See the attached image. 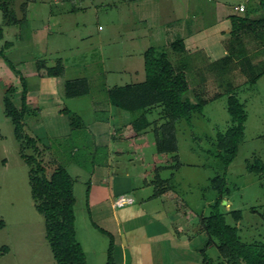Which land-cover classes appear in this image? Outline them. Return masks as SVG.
Wrapping results in <instances>:
<instances>
[{
	"label": "rangeland",
	"instance_id": "rangeland-1",
	"mask_svg": "<svg viewBox=\"0 0 264 264\" xmlns=\"http://www.w3.org/2000/svg\"><path fill=\"white\" fill-rule=\"evenodd\" d=\"M10 1L21 21L18 25H8L0 9V28L3 29L0 47L7 40L11 42L6 54L34 89L39 79L32 73L36 72L35 65L39 59L46 58L48 65H53L56 58L63 57L71 64L69 58L74 53L93 51L97 45H102L105 54L109 51L117 53L116 56L123 57L125 63L130 62L128 53L136 56V62L140 58L143 63L144 51L165 44L166 25L179 16L195 18L201 15L204 18V32L196 31L194 34L204 33L207 44L211 42L207 51L210 57L215 56L223 52V41L230 36L231 20L228 16L238 13L235 6L247 0ZM227 25L229 30L225 31ZM219 35L220 39L217 38ZM87 54L91 56V53ZM87 62L89 65L86 66L91 69L85 71L91 76L107 73L104 66L108 63ZM83 71V67L71 65L63 78L81 76ZM98 77L101 78L100 75ZM129 78L120 77L117 82H131ZM104 80L108 84L117 83L111 77V80L94 79V84ZM11 85L22 86L19 77L0 55V220L4 221L0 228V264H57L46 238L44 217L34 205L30 165L20 155L14 125L4 110L3 98ZM238 96L246 104L245 138L227 169V184L232 191L225 196L221 208L223 211L241 209L243 219L238 226L243 239L264 241V171L250 172L246 167L248 161L257 159L264 164V76L254 86L238 89ZM28 101L31 108H38L36 98L30 96ZM159 110L148 115L149 119H159ZM61 112L57 106L43 108L39 115L27 116L26 129L33 135H39L42 144L49 145L52 152L68 157L72 146L78 142L73 138L68 140L73 136L70 117ZM102 114L107 115L105 111ZM114 125L111 126L112 131L120 127L119 124ZM230 125L227 96H220L208 102L203 113H196L191 124L186 120L177 124V152L160 153L157 150L154 124L139 137L126 136L110 141L112 151H123L121 155L114 153V164L121 165L119 169L123 176L129 173L135 179L137 187L133 192L138 194V202H141L139 196L146 198L145 204L150 209H158L161 217L169 216L168 221L174 226H187L185 230L196 237L197 244L204 245L207 239V235L199 231L198 214L208 215L209 203L216 196V191L211 188V179L225 172L220 160L209 150L215 147L217 133ZM90 137L82 146L78 145V155L84 165L70 159L68 164V170L75 178V227L88 264H107L111 241L115 246L119 243L118 229L114 221L102 218L98 211H91L87 192L96 177V182L101 180L98 173L93 175V171L100 166L106 152L104 147L100 150L101 147L89 143L93 141ZM27 152L34 150L29 147ZM156 192L160 193L159 198L149 203V196ZM253 207H256V212L251 211ZM226 218L234 224L231 215ZM3 247H7L5 252ZM217 253L216 248L209 249V255L215 259Z\"/></svg>",
	"mask_w": 264,
	"mask_h": 264
},
{
	"label": "trees",
	"instance_id": "trees-1",
	"mask_svg": "<svg viewBox=\"0 0 264 264\" xmlns=\"http://www.w3.org/2000/svg\"><path fill=\"white\" fill-rule=\"evenodd\" d=\"M0 9L8 25L19 24L21 19L11 7L10 0H0ZM228 18L231 20L230 36L223 41L226 54L218 59L213 60L205 49L191 51L187 48L186 37L197 30L192 26V17H185L167 23L165 44L149 47L144 52L143 81L109 87L106 80L94 84V79H104V76L67 78L64 95H90L95 104L94 113L99 118L102 111L100 107L104 103L124 110L143 109V114L133 122V129L140 133L154 124L157 150L160 153L179 150V122L186 120L191 124L194 115L203 113L208 102L227 96L231 125L217 133L215 147L209 150L220 160L225 172L211 179V188L216 191V196L209 203V214H198L199 231L206 234L207 239L204 245L198 244L196 248L201 252L202 264H264V241H248L242 237L238 226L243 219L242 210L223 211L221 208L225 196L232 191L227 184V169L245 138L246 104L239 98L238 89L254 86L264 75V0H247L243 11L238 10V13ZM182 20L190 22L186 35L173 28ZM2 38L3 29L0 28ZM10 45L11 42L5 41L0 47V55L19 77L22 86L8 87L3 98L4 110L14 125L20 155L30 165L31 194L35 208L44 217L46 238L57 264H88L86 253L77 238L75 178L68 170L69 159L83 164L78 155V145L82 146L87 141L83 134L86 127L79 115L67 107L61 108L70 117L69 125L74 137L71 135L68 140L72 141L73 138L78 142L72 146L69 158L55 154L49 145L42 144L39 135L28 132L27 116L36 114L37 109L29 105L30 84L17 64L6 54ZM35 66L40 77H61L67 69L63 57L56 58L53 65H48L46 58L39 59ZM157 109H160L159 119L150 120L148 115ZM29 147L34 152L28 153ZM246 167L250 172L264 171V164L258 159L248 161ZM89 194L90 189L87 192L88 199ZM255 208H251V211L256 212ZM227 215L232 216L234 224L227 221ZM3 226L4 221L0 220V228ZM210 248H216V259L209 255ZM2 249L5 252L7 247ZM114 249L112 240L107 264H116Z\"/></svg>",
	"mask_w": 264,
	"mask_h": 264
},
{
	"label": "crops",
	"instance_id": "crops-1",
	"mask_svg": "<svg viewBox=\"0 0 264 264\" xmlns=\"http://www.w3.org/2000/svg\"><path fill=\"white\" fill-rule=\"evenodd\" d=\"M242 4L245 5V2H240L236 6ZM185 17L186 16H179L176 17V20L185 19ZM203 19L201 15L192 18V26L197 31H203L205 27L202 22ZM220 19H222L221 15ZM186 20H182L181 23L178 22L173 28L186 35L190 24V22ZM142 21L146 22L145 19ZM199 22L201 23L199 24ZM228 30L229 27L227 25L225 31ZM203 32L186 37V44L189 50L194 51L202 48L205 49L207 53L209 52L207 50L211 42L207 44V41L203 37ZM220 37L221 35L217 38L220 39ZM214 45H216V43H213V46ZM87 53H91V56H87ZM116 54L117 53H113L112 51L105 54V49L102 45H97L93 47V51L89 50V52L77 53L76 55L74 53V55L69 58L71 59V64L69 60L66 61L65 58L63 59L67 68L71 65L76 68L83 67L84 74H81V76H91L90 72L85 71L91 69L86 66L89 65L87 61H101L108 63L104 66L107 73L105 75L95 73L96 77L100 75L104 76L105 79L108 78V80H111L112 77L116 82L120 77H130L129 79H131V82H122L123 84L120 82L108 84V82L107 85L109 87L140 82L145 79L144 58L143 63L140 61V58L139 61L136 62V56L128 53V56L131 57H129L130 62L125 63V59L121 56H116ZM225 54L226 50L224 49L223 52L211 56V58L215 60ZM32 76L39 79L37 84H35L38 86H35L33 89L32 86L34 85H31V90L28 93V97L31 96L36 98L39 104V109L36 108L38 109L36 115H39L43 108L48 109L57 106L60 108L61 112V106L67 107L72 112L79 115L83 121H87L84 123L86 129L83 130L85 140L91 135L93 138H90L93 141L89 143L93 142L95 146L101 147L100 150L105 148V158L102 160L100 166L93 171V175L98 173L101 180L100 182H96L98 179L96 177V181L92 182L89 199L91 200V211H95V213L98 211L102 218L104 217L114 221L118 229L117 236L119 238V243L114 249L116 264H202L201 252L196 248L198 245L195 243L196 237L185 230L187 226H174L172 222L168 221L169 216L167 218L161 217L158 209H150L145 204L146 198L139 196L141 202H138V194L133 192L137 187L135 179L132 178L129 173L123 176L119 169L121 165H117V163L114 164V153L121 155L123 151H112L109 147L110 141L113 139H121L126 136L130 138L141 136L142 132L137 133L133 129V122L143 114L144 110H124L117 106L104 103L100 107L102 111L100 115L101 118H99L94 113L95 104L90 95L78 97H66L64 95V83L67 78H63V76L40 77L37 71L33 72ZM263 76H261L257 82ZM58 78L63 79L60 80ZM104 111L107 115L102 114ZM61 113L64 114L63 112ZM114 124H119L120 127L112 131L111 126ZM155 183L157 184V182ZM146 184H148V180H146ZM123 193H131L134 197V201L123 206H118L115 201ZM159 194V192H156V194L149 196L148 202L150 203L158 199ZM199 238L200 236L198 239Z\"/></svg>",
	"mask_w": 264,
	"mask_h": 264
},
{
	"label": "built area",
	"instance_id": "built-area-1",
	"mask_svg": "<svg viewBox=\"0 0 264 264\" xmlns=\"http://www.w3.org/2000/svg\"><path fill=\"white\" fill-rule=\"evenodd\" d=\"M245 8V5H238L235 6L236 10L243 11ZM134 201V197L131 193H123L121 194L115 201L116 205L123 206L129 203H132Z\"/></svg>",
	"mask_w": 264,
	"mask_h": 264
}]
</instances>
